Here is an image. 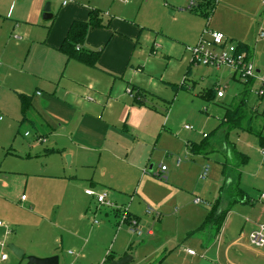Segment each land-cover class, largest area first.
Masks as SVG:
<instances>
[{"label":"crops","instance_id":"crops-1","mask_svg":"<svg viewBox=\"0 0 264 264\" xmlns=\"http://www.w3.org/2000/svg\"><path fill=\"white\" fill-rule=\"evenodd\" d=\"M117 1H119V4L115 7L113 0H0V59L3 62L0 66L1 83L3 85H9L8 80L12 79L11 84H13V86L10 87V93L15 100L11 98V101L14 103L17 102L19 109L20 102L18 94H25L30 97L31 107L27 113V120L24 122L33 126L36 133V143L42 144L44 140L47 142V138H51L53 140L51 144L57 146V144L61 143L63 140H67L71 148V156H66L65 154L67 164H70V159L72 163H74L76 156L75 172L71 175L73 180L69 182L72 183V186L76 185L79 188H83V200L81 201L78 196L76 198L75 193L69 191V204L74 208L73 212L79 213L78 217L81 216V222L85 219V239H83L84 236L81 229L75 230L73 235L67 233L69 236L68 239L72 243V248L74 249L65 251V254L71 257L77 264H104L108 256H111L113 260H118L125 255H129L128 250H130L133 245V242L128 245L133 239H130L131 233L128 232L129 230H126L128 227L125 225V233L122 236H120L119 233L120 238L118 237V240L116 239L114 248H110L111 242L110 238H107V236L111 231H114L116 224H118V213L110 208L99 206L94 197L85 194L86 190H92L95 193H105L110 203L121 207L127 206L129 213L139 221L140 228L144 232L141 237H132L141 239V242H146V240L148 242L155 234H158V229L162 225V220H164V217L161 219L162 215L160 216V214H162L163 209L166 208V203H155L154 210L149 206H145L142 210L144 216H138L136 215L138 212L135 206L140 203V201L144 202V200H140L136 195V197L139 198V202H137L135 193L129 196L126 195L129 198V203L126 205L124 204L125 202L120 192L114 190L118 188L116 185L112 187H110V185H104L100 183V181L94 179V177L89 178L85 176V174H82L81 171H77L78 167L81 168L87 165H93L96 161V155L99 152L103 150L108 151V148L111 146H118V149H120L125 142H128V149L127 155L125 159L122 160V163L126 168L124 175L119 176L120 179L127 181L136 176H141L140 181L144 182L146 178L151 179V175L149 174H152L153 171L162 164H158L155 169L150 166L151 170H149L150 167H148V177L146 174L147 172L141 175L142 170L147 164H145L146 152L143 150L139 152L138 146L140 145V141L135 139L132 133L138 132L139 135L142 134V136L145 137L146 134L151 132L146 136L149 139H154L159 133L163 134L166 119L161 123V121L158 122L154 116H151L149 112H155L150 106L151 104L149 103L148 96H145V105L138 104L134 100L133 95H135L134 93H136L138 89L144 91V93L147 92L141 87L131 83L138 75V72H140V74L143 72V67H140L137 63H132L140 32L138 26L133 21L117 15V12H124L128 8V6H122L128 4L127 0ZM190 1L191 0H167V3H165V7L162 11L168 18L172 17L174 21L177 19L179 21L182 20L183 24L180 33L176 34L177 37H172L171 34L166 35L169 42L167 40L164 44L168 45L169 43H173L176 45V49L186 54L185 48L196 44L200 34L207 26L210 30L222 32L227 37L232 38V40L236 39V42L248 46L249 53L252 59L254 58L256 47L251 49L250 45H252L253 42V27L257 25L259 20L260 0H211L215 2L214 8H216V5L217 8L213 9L210 18L207 20L208 23L205 25H203L205 17L189 9ZM194 1L201 2L200 0ZM46 3L50 4V12L52 14V18L48 21L42 19V12ZM234 8L240 11L241 15L238 18H241V20L234 18L230 14L234 12ZM93 9L101 12L100 17L105 26L90 29L82 46L83 50L97 51L101 48L103 49L97 60L96 67L91 68L76 60H68L57 48L64 39L70 24L74 20L87 21L89 19V12ZM182 42L194 44L186 45L182 44ZM176 49H173L171 54H174ZM23 52H26L24 57L21 56ZM150 52H154L153 48L150 49ZM258 62L260 65L256 66V68L258 71H262L264 69V58L262 61L258 59ZM105 77L111 85L109 89H101L102 86L100 83L105 82ZM229 77L232 80L235 79L230 73ZM244 89L245 86L243 85V91L227 105L226 111L237 105L242 99H244V103L240 106V109L245 105L248 92L246 95H243ZM128 91H131V95ZM225 97L226 94H224L222 98H217L216 95H213L212 100L217 99L222 101ZM245 108L248 110L246 106ZM256 108L257 105L250 109L257 114ZM131 115L132 117L130 119ZM1 121H3V118ZM26 133L28 132L23 133L25 138L30 136L29 133L28 136H25ZM204 135L206 134H202L203 138L207 136L204 137ZM226 136L228 137V134H226L225 137ZM201 142H187L188 144L186 147L192 156L200 154L205 155L211 150L212 142L208 141L207 143L209 146L206 148L205 152L192 153L189 149V143L199 145ZM233 148H235V146H233ZM56 149L59 150L57 147ZM57 150L55 151L52 149L48 150V152H59ZM62 150V153L60 152L61 154L64 153L65 148H62ZM26 159L34 161L31 160L32 158L30 156H27ZM187 159L188 156L185 154L178 165L176 162L180 159H175L173 161L175 170H169V167L162 164L167 168L165 181L174 180L175 176H183V181L181 183L182 189L186 186L183 183L184 181H194L196 179L197 182L199 181L198 184L202 182V187L197 184V187L194 188L191 204L207 208L206 214L201 217L197 225H191L190 227L183 226L182 232L186 233V238H188V240L197 238V243L203 244L201 247L205 249L206 252L204 254L206 255V249L210 248L211 245L205 246L207 242L204 236L205 233H212L215 240L217 236H222L225 226L231 219L232 210L230 208L223 210L226 214L219 229H217L216 223L208 224L201 228V225L205 222L211 209L217 202L219 210L223 187L215 185V190L213 194L211 193V195L214 196L213 201L207 202V199H205V197L203 198L205 195L204 190L208 186L209 188L211 187L212 180H204L205 182L199 180L198 177L202 167L205 166L204 164L199 165V170L192 174L190 173L191 168H189V166H183V168L180 169L181 164L187 161ZM37 170L42 174H46V163L44 162V165L42 163V169L39 167ZM17 172L24 173V171ZM188 172L189 174H186ZM82 183H84L85 186H83ZM221 183L223 184V179ZM23 184L25 185V182ZM218 187L219 195H216ZM0 189H9L8 183L1 179ZM24 190H26L25 186ZM109 191L115 193V195H110V199ZM56 193L59 195L61 194V192ZM236 193L240 195L238 202L253 204L250 213L251 219H249L248 222L246 221L248 219H245V222L250 226L246 233L242 226L239 232V238L228 244L224 255V261L226 263L224 262V264H264V247L260 249L252 248L248 245L246 239L248 233L255 228L256 224L264 221V204L259 200L254 203V201L245 199V193L238 187ZM22 196L25 195H21V198ZM1 198L2 195L0 194V221L5 224V227H0V242H4L6 236L11 235L10 239L7 238L10 240L11 245L13 244L16 248L24 251L25 245L22 236L25 234L26 230L22 229V226L24 228L26 227L22 221L23 216L15 219L7 218L6 212H9L14 206L8 200L4 199V201H1ZM21 198L20 204L15 208L24 213L23 215L29 216L30 213L26 211V209L30 208V204L35 205L36 200L33 196L29 200L27 196L24 200H21ZM194 198L203 199L208 205H195L193 203ZM64 203V200L60 201V204L64 205ZM148 208L152 211L151 214L146 213ZM83 212L85 215H83ZM154 215V218L157 220L155 223H158L156 226L155 223L150 220V216ZM90 216L93 218H91L92 220L89 219ZM109 216L115 218L114 221L112 219L113 223L107 220ZM99 217L102 219L105 217L107 219L102 220L99 219ZM96 219L100 220V222ZM66 220L69 219L66 218ZM95 221L98 223L96 224ZM77 222V224L81 226L79 219ZM50 224L52 225L53 222H50ZM51 225H49V227L52 229ZM154 228L156 230H154ZM206 228H208L209 231ZM241 241H243L242 247L244 250L248 251L250 255L247 253L241 255L236 252L234 255L232 253L229 254L231 248ZM35 242L37 248H31L28 255L36 256V258L38 257L41 259L56 256L59 264L60 257L57 250L59 248L63 250V238H60L58 242L56 239L47 240L45 237H42L39 239L36 238ZM48 244L54 246L52 247ZM55 245H57L58 248ZM162 248L163 245H160L159 254L163 256L165 252H162ZM188 249L189 248H184L183 253L186 257L188 256L195 259V257H197L196 253L190 255L186 252ZM1 252L3 253L4 251L0 250V253ZM24 252L23 255L25 254ZM152 252L154 251H151L149 254L147 253L148 255L146 254V256L152 255L153 257L155 253ZM5 254L7 255V253ZM162 258H164V256ZM9 259L7 255V259L0 262V264H7ZM144 260L145 258L138 261L136 264H146ZM219 260L220 258H210L209 260L202 258L199 264H219ZM73 261L71 264H74ZM16 263V260H14L13 264ZM128 264H135V259L132 257L131 262ZM192 264H194L193 261Z\"/></svg>","mask_w":264,"mask_h":264},{"label":"rangeland","instance_id":"rangeland-1","mask_svg":"<svg viewBox=\"0 0 264 264\" xmlns=\"http://www.w3.org/2000/svg\"><path fill=\"white\" fill-rule=\"evenodd\" d=\"M113 2L115 7L119 4L117 0H113ZM127 2L128 4L122 6H128V8L124 12H117V15L130 19L138 26L140 33L132 63H137L140 67H143L142 74L138 72L131 83L147 91L145 96H148L150 106L155 113L147 112L154 116L158 122L163 123L166 119L163 134L158 132L159 134L157 133L158 135L154 139H149L146 136L151 132L146 135L143 133L145 137L142 134L139 135L138 132L132 133L134 138L140 141V145L138 144L139 152L141 150L146 152V169L142 170L141 175L147 172V177L149 175L152 177L150 176L151 179H144V182L140 181L141 176H136L127 181L119 178L125 172L126 166L122 163V160L127 155L128 142L123 143L120 149H118V146H111L108 151L99 152L93 165L78 167L77 171H81L89 178L94 177L104 185H110V187L116 185L118 188L114 190L120 192L126 205L129 203L128 196L135 193V197L137 195L140 200H144V202L140 201L135 206L138 212L136 215L138 216H144L142 210L145 206L153 209L155 203H166V208L160 214V216L162 215L161 219L164 217L162 225L158 229V234H155L150 241L141 242V239L133 238L132 236L135 235L130 234V239L133 240L128 245L132 242L133 245L128 250V254L135 259V264L144 258L146 264H192V261L194 264H199L202 258L207 260L220 258L219 264H224V255L228 244L239 238L242 226L245 233L250 226L245 222V219H248V221L251 219L250 213L253 204L238 202L240 195L236 193L237 187L245 193V199L254 201V203L264 193V157L256 138V134L264 136V100H259L256 95L260 84L258 81L249 83L246 103L243 105L244 108L239 109L238 116L241 122L228 132V126L223 123L222 119L227 105L243 91L242 82L237 78L230 79L229 71L224 67L216 69L204 65H191L187 53L184 54L183 51L176 49L177 47L173 43L164 44L167 40L169 42L166 35L171 34L172 37H177L176 34L180 33L183 24L182 20L177 19L174 21L172 17L168 18L162 11L167 0H127ZM233 11L230 14L234 18L240 17L241 14L238 9L234 8ZM238 20H241V18H238ZM206 23L208 21L204 19L203 25ZM261 29L264 30V0H260L259 20L252 30L253 42L250 48L254 49L256 47V54L252 59L255 66L260 65L258 59L262 61L264 58V39H259ZM232 41L237 43L236 39ZM182 44L192 45L194 43L182 42ZM156 47L157 51L154 50V53H151L150 49ZM173 49L176 50L174 54H171ZM25 54L26 52H23L21 56L24 57ZM2 63L0 59V66ZM11 81L12 79L8 80L9 85H3L0 80V116L3 118V121H0V179L6 181L9 185L7 190L0 189V194L2 195L1 201L8 200L14 206L9 212H6L7 218L15 219L23 216L22 221L26 227L22 226V229L26 230L22 236L24 238L25 252H23L25 254L21 258H17L10 251L8 246L11 245L9 240L11 235L6 236L4 239L5 247L0 248V250L9 256L10 259L7 264H13L14 260L18 264H27V258L32 256L28 255L30 249L37 248V245H35L36 238L45 237L47 240L56 239L58 242L60 238H63V250L60 248L57 250L60 257L59 264H71L73 260L65 254V251L74 248H72L73 245L68 239L67 233L73 235L75 230L81 229L83 239H85V219L81 222V216L78 217L79 213L73 212L74 208L69 204V191L75 193L76 198L78 196L81 201L83 200V188L76 185L74 187L69 182L73 180L71 175L75 172L76 156L74 163L70 159V164H67L66 156H71V148L67 140H63L57 146L51 144L53 142L51 138H47V142L44 140L46 144L36 143V133L33 126L21 122L19 105L17 102L11 101V98H14L10 93V87L13 86ZM100 84L101 89H109L111 86L106 77L105 82ZM217 86H221L224 94H226L222 101L217 99L207 101L199 96L202 91ZM127 95L129 96L128 93ZM255 105H257V114L250 109ZM131 117L132 115L130 119ZM185 126L190 127V129H185ZM25 132H28L30 136L25 138L23 136ZM203 133L208 138H203ZM226 133H228L227 139L225 137ZM204 140L205 142H212L211 150L205 155L192 156L186 147L187 142H201ZM233 146H235L234 149ZM62 148H65L63 154H61ZM52 149L59 152L49 153L48 150ZM185 154L188 159L181 164L180 169L183 166H189L192 174L199 170V165L204 164L209 167L206 180H212V183L210 188L208 186L204 190L205 195L203 198L205 197L207 202L213 201L214 196L211 193L213 194L216 186H222L219 211L228 208L232 210L231 219L225 226L222 236L218 234L219 236L215 240L212 233H205L204 236L207 240L205 246L211 245L210 248L206 249V255L204 254L205 249L201 247L203 244H198L197 238L188 240L186 233L182 232L183 226L197 225L201 217L206 214L207 208L191 204L194 188L197 187L199 181L197 182L196 179L194 181H184L183 183L186 186L182 189L183 176H175L174 180L167 182L157 179L147 171L148 167L152 166L155 169L160 163L169 167V170H175L173 161L177 158L182 160ZM27 156H30L31 160L34 161L27 160ZM44 162L47 167L46 174H42L37 170L39 167L42 169V163L44 165ZM17 171H24V173H18ZM186 174H189V172ZM222 179L223 184L221 183ZM201 183L198 185L202 187ZM82 184L85 186L84 183ZM24 186L26 190H24ZM219 187L216 190V195H219ZM56 192H61V194L59 195ZM112 192L109 191V199L111 194L115 195ZM21 195L27 196L28 200L33 196L36 200L35 205L30 204V208L26 209L30 213L29 216L23 215L24 213L15 208L20 204ZM138 197H136L137 202H139ZM62 200L65 202L64 205L60 204ZM83 215H85L84 212ZM154 217L155 215L150 216L153 223L157 222ZM66 218L69 220H66ZM91 218L90 216L89 219ZM104 218L99 217L102 220L107 219ZM78 219L81 226L77 224ZM112 219L115 220L114 217L109 216L107 220L112 222ZM96 220L100 222V220ZM50 222H53V224L51 225ZM157 224L155 223V226ZM49 225L52 226V229ZM125 225L118 229V224H116L114 231H111L107 236V238H110V248H114L119 233L120 236L125 233ZM206 229L208 230V228ZM126 230L128 231V229ZM154 230L156 229L154 228ZM242 244L243 241L236 244L231 248L229 254L234 255L236 252L241 255L244 253L250 255L248 251L244 250ZM48 245L54 246L52 244ZM160 245H163L164 258L159 254ZM184 248L193 250L198 258L186 257L183 253ZM151 251H154L152 253H155V255L153 257L152 255L146 256ZM75 263L77 264V262Z\"/></svg>","mask_w":264,"mask_h":264},{"label":"built area","instance_id":"built-area-1","mask_svg":"<svg viewBox=\"0 0 264 264\" xmlns=\"http://www.w3.org/2000/svg\"><path fill=\"white\" fill-rule=\"evenodd\" d=\"M196 6V2L191 0L189 3V9H192ZM259 39H264V30L259 31ZM154 48L153 50H156ZM185 52L189 55L191 65H204L206 67H213L219 69L224 67L229 71L233 78H237L243 85H249L251 81H258L260 87L256 92L257 97L260 100H264V69L258 71L252 56L247 50L240 49V44L233 42L231 38L227 37L222 32L213 31L208 29L206 26L202 33L200 34L196 44L188 46L185 48ZM154 53V52H153ZM216 97L222 98L224 96L223 88L217 86ZM131 95V91H128ZM2 117H0V121ZM185 129H190V127L185 126ZM28 136V133L25 134ZM206 135H204L205 137ZM264 157V151H262ZM181 162L178 160L177 165ZM166 166L160 164L158 168L153 171V176L160 180H166ZM209 173L208 165L202 167V170L199 174V180H206ZM85 194L94 197L99 206L110 208L113 211L118 213V229L124 224L128 227V230L131 234H134L137 237H141L144 232L140 228L139 221L135 219L129 213L128 207L116 206L109 202L107 199V194L105 193H95L92 190H86ZM25 197L22 196L21 200H24ZM259 201L264 204V193L259 196ZM193 203L195 205H208L200 198H194ZM151 210L148 208L146 210L147 214H151ZM248 222V220H246ZM97 224L98 222L95 221ZM0 227H5V224L0 221ZM149 233V232H148ZM247 243L250 247L260 249L264 247V221L258 222L255 228L248 233ZM5 247L4 242H0V248ZM190 255H194L193 250H186ZM7 259V255L3 252L0 253V262H3Z\"/></svg>","mask_w":264,"mask_h":264},{"label":"trees","instance_id":"trees-1","mask_svg":"<svg viewBox=\"0 0 264 264\" xmlns=\"http://www.w3.org/2000/svg\"><path fill=\"white\" fill-rule=\"evenodd\" d=\"M200 1L201 2H196V6L190 10L192 11L194 10V12L200 13L205 17V19L208 20L212 14V10L214 9V2L211 0L208 1L200 0ZM88 16L89 19L87 21L74 20L70 24L66 32V35L62 40L61 44L59 45V47L57 48V50L62 54H64L68 60H76L77 62L87 67L94 68L96 67L97 60L103 49L101 48L97 51L83 50L82 46L85 42L87 33L90 29L104 27L105 25L103 24L102 19L100 17L101 16L100 11L93 9L89 12ZM240 49H244L249 52V47L242 43L240 44ZM244 86L245 89L243 95H246L248 90V85H244ZM213 95H216V90L214 88L207 89L199 94L201 98L207 101L212 100ZM133 96H134V100L138 104L145 105L144 91L138 89L135 95ZM18 99L20 102L21 122H24L27 120V113L29 112L31 107L30 97L25 94H18ZM243 103H244V99L238 102L236 106L227 109L225 113V117L223 119V123H226V125L228 126L227 129L228 132L230 131L231 128L237 127L240 124L241 121L238 115H239L240 106ZM256 138L258 141L259 148L262 151H264V136H262L261 134H256ZM208 146L209 144L205 142V140L201 142V144L199 145L195 143H189V149L192 153L205 152ZM225 214H226L225 211L218 210V202H217V204H215L211 209L205 222L201 225V228L204 227L205 225L216 223L217 229H219L225 217ZM110 260H112V257L108 256L104 264H107Z\"/></svg>","mask_w":264,"mask_h":264},{"label":"water","instance_id":"water-1","mask_svg":"<svg viewBox=\"0 0 264 264\" xmlns=\"http://www.w3.org/2000/svg\"><path fill=\"white\" fill-rule=\"evenodd\" d=\"M52 18V14L50 12V4L46 3L44 8H43V12H42V19L44 21H48ZM149 170H151V167L149 168ZM10 251L17 257V258H21L23 256V251L16 248L13 245H9L8 246ZM132 257H130L129 255H125L121 258H119L118 260H110L107 264H128L129 262H131ZM27 264H58V258L56 256L53 257H49V258H36L33 256H29L27 258Z\"/></svg>","mask_w":264,"mask_h":264}]
</instances>
